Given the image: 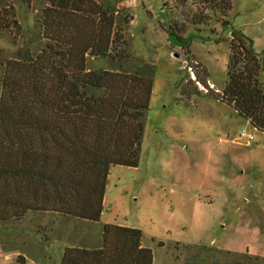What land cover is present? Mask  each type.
<instances>
[{
	"label": "rangeland",
	"instance_id": "374dc122",
	"mask_svg": "<svg viewBox=\"0 0 264 264\" xmlns=\"http://www.w3.org/2000/svg\"><path fill=\"white\" fill-rule=\"evenodd\" d=\"M4 1L21 26L0 42L6 57L38 50L46 0ZM121 1L132 16L123 70L154 74L139 167H112L100 222L44 212L0 225V264H61L67 247L102 246L105 224L140 229L153 264H264V132L221 99L234 32L262 58L264 84V0H230L228 12L202 10L204 0Z\"/></svg>",
	"mask_w": 264,
	"mask_h": 264
},
{
	"label": "trees",
	"instance_id": "16d2710c",
	"mask_svg": "<svg viewBox=\"0 0 264 264\" xmlns=\"http://www.w3.org/2000/svg\"><path fill=\"white\" fill-rule=\"evenodd\" d=\"M121 2L46 0L38 50L8 58L0 47L1 226L44 212L100 222L112 167H139L154 74L123 70L132 16ZM206 4L232 10L230 0L198 6ZM13 11L0 0V42L21 28ZM92 58L120 67L92 69ZM262 71L250 40L232 33L221 99L264 132ZM102 239L99 248H65L61 264H153L138 228L105 224Z\"/></svg>",
	"mask_w": 264,
	"mask_h": 264
},
{
	"label": "built area",
	"instance_id": "2783aa9c",
	"mask_svg": "<svg viewBox=\"0 0 264 264\" xmlns=\"http://www.w3.org/2000/svg\"><path fill=\"white\" fill-rule=\"evenodd\" d=\"M246 136H248V135H247V132H246L245 130H243V131L241 132V134H240V137L242 138V137H246ZM248 137H249V141H250V142H252V141L255 140V137H254L253 135H249ZM220 141L222 142L223 140L221 139Z\"/></svg>",
	"mask_w": 264,
	"mask_h": 264
},
{
	"label": "crops",
	"instance_id": "0c3cea01",
	"mask_svg": "<svg viewBox=\"0 0 264 264\" xmlns=\"http://www.w3.org/2000/svg\"><path fill=\"white\" fill-rule=\"evenodd\" d=\"M249 122V121H248ZM204 147L206 148L207 147V144H205L204 145ZM209 149V148H208ZM211 149V148H210ZM209 149V156H212V154L214 153L213 151H212V149L210 150ZM220 155H222V154H220ZM224 156V155H223ZM145 245V244H144Z\"/></svg>",
	"mask_w": 264,
	"mask_h": 264
}]
</instances>
